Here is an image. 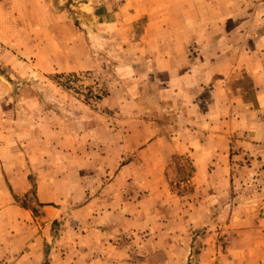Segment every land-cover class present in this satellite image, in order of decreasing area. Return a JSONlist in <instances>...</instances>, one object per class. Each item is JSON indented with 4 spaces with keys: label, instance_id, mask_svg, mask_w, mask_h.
Returning a JSON list of instances; mask_svg holds the SVG:
<instances>
[{
    "label": "rangeland",
    "instance_id": "obj_1",
    "mask_svg": "<svg viewBox=\"0 0 264 264\" xmlns=\"http://www.w3.org/2000/svg\"><path fill=\"white\" fill-rule=\"evenodd\" d=\"M0 187V264H264V0H0Z\"/></svg>",
    "mask_w": 264,
    "mask_h": 264
},
{
    "label": "crops",
    "instance_id": "obj_2",
    "mask_svg": "<svg viewBox=\"0 0 264 264\" xmlns=\"http://www.w3.org/2000/svg\"><path fill=\"white\" fill-rule=\"evenodd\" d=\"M21 179H22L21 183L24 184L23 181H25V177L22 176ZM23 186L19 187L18 193H20L21 191H25V187H23ZM12 199H13V197L10 194H8L5 189H1V187H0V214H4V213L11 210V208L9 206H6V205H8L9 201H11ZM63 261H64V258L59 260L58 262H60L62 264Z\"/></svg>",
    "mask_w": 264,
    "mask_h": 264
}]
</instances>
